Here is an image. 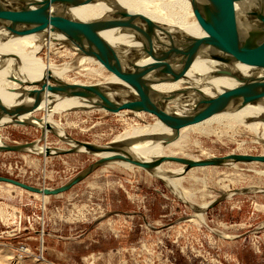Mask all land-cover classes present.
Here are the masks:
<instances>
[{
    "label": "rangeland",
    "instance_id": "rangeland-1",
    "mask_svg": "<svg viewBox=\"0 0 264 264\" xmlns=\"http://www.w3.org/2000/svg\"><path fill=\"white\" fill-rule=\"evenodd\" d=\"M69 60L64 55L55 58L57 64ZM70 78L84 81L74 73ZM140 114L137 119L73 110L55 114L53 120L69 137L102 145L131 125L153 122L152 115ZM213 126L215 132L207 135L193 132L189 124L169 151L194 161L262 154L263 145L251 135L230 138L232 133L221 134L228 129ZM41 135L42 130L32 126L0 127V139L7 145L33 144ZM44 145L69 148L51 132L38 143ZM96 160L82 152L46 158L0 152V176L56 188ZM125 165L101 166L56 196L0 183V264H264L263 163L193 168L178 177L177 189L151 172ZM182 167L169 162L160 170L178 173ZM217 199L212 208H204Z\"/></svg>",
    "mask_w": 264,
    "mask_h": 264
},
{
    "label": "bare ground",
    "instance_id": "bare-ground-1",
    "mask_svg": "<svg viewBox=\"0 0 264 264\" xmlns=\"http://www.w3.org/2000/svg\"><path fill=\"white\" fill-rule=\"evenodd\" d=\"M2 1L7 6H13L20 1L23 2V0ZM220 2L227 12H250L248 0H220ZM25 5L31 10L36 8V6L29 3H25ZM116 7H120L135 16L141 22L148 37L181 39L183 36H190L199 39H211V36L203 32L199 27L189 0H81L77 5L57 14L70 21L90 23L100 19L105 14L113 12ZM51 12L50 9L49 13ZM125 28V26H115L99 32V38L113 52L115 57L151 69L166 70L168 68V59L159 53H141V44L137 37L131 33H125ZM60 49H62V52L59 51ZM42 51H45L44 57L39 56ZM60 53L63 54L61 55ZM63 55L70 57V60L57 64L55 58ZM223 71H228L232 75L236 74L245 78L255 79L263 74L264 69L261 65L247 61L222 62L214 59L188 58L183 62L178 76L172 82L154 85L153 89L165 95L169 100L185 93H194L195 91H199L207 97L221 99L226 91L241 85L233 76L216 75L217 72ZM71 73L83 78L84 81L71 79ZM47 76H52L56 82L71 85L121 87L127 95L118 96L112 94L109 96V100L113 104L132 98H144L141 92L125 84L97 60L82 54L67 37L60 33L51 32L49 29L41 30L38 26H34L27 33L7 37L6 32L0 28V104L7 110L18 108L22 104V99L36 88L21 87L19 84L10 81L11 78L21 80L23 83H42L47 82ZM49 96H52L53 99H49ZM26 103L25 111L15 119L0 118V127L3 124L17 121L41 129L44 131L45 136L48 133L45 130V126L49 125L59 136L65 138L66 132L61 130L59 124L53 120L55 114L73 110H97L107 113L103 109L88 105L84 98L60 99L46 92L27 100ZM194 105V99L188 98L180 102H169L168 109L176 116H184L192 110ZM41 113H43V118L37 119ZM115 114L122 116L129 114L132 118L136 117L137 119L141 115L140 113L129 111L116 112ZM152 117V123L144 126L131 125L123 133L115 135L110 142L118 143L123 147V151L126 154L143 161H155L164 156H174V153L169 151V147L176 143L179 134L174 139L168 140L172 134L171 131L158 121L156 117ZM263 121L264 98L243 105L234 112L213 115L190 125L193 132L199 134L207 133L208 135V133L215 132L212 129L215 127L213 125H222L228 129V131L220 132L222 135H226L227 132L232 133L230 138L234 135L243 136L249 134L255 143L263 145V151L260 156H264ZM64 142L68 147L72 146L68 140ZM5 145L0 139V147ZM44 149L45 145L39 147L37 142H35L26 145L24 151L35 152L44 157ZM53 150L60 151L63 149ZM80 152L87 153L85 151ZM92 156L98 159L107 155L97 154ZM113 162L126 164L125 166L127 167L139 168L122 161H109L103 166ZM161 166L162 164L156 167L151 172V175L164 181L171 189H175L177 180L180 179L178 177L182 175L183 167L180 172L173 173L160 170ZM228 166L233 168L236 167V164ZM229 195L231 196L233 193ZM209 204L205 205L204 208L208 207Z\"/></svg>",
    "mask_w": 264,
    "mask_h": 264
},
{
    "label": "water",
    "instance_id": "water-1",
    "mask_svg": "<svg viewBox=\"0 0 264 264\" xmlns=\"http://www.w3.org/2000/svg\"><path fill=\"white\" fill-rule=\"evenodd\" d=\"M80 1L23 0V2L20 1L13 6H7L0 0V28L6 32L7 37L27 33L34 26H38L41 30L49 29L51 32L60 33L67 37L82 54L97 60L125 84L141 92L144 98H132L113 104L109 100V96L112 94L118 96L127 95L121 87L71 85L56 82L52 76H47V82L42 83H23L21 80L11 78L10 81L19 84L21 87L36 88L22 99V104L18 108L7 110L0 104V118L15 119L25 111L27 100L46 92L60 99L84 98L88 105L103 109L108 113L129 111L152 115L171 131L172 134L168 138V140H171L178 136L182 128L191 123L213 115L234 112L243 105L264 98V72L259 78L255 79L245 78L236 74L232 75L228 71L217 72L216 75L233 76L241 83L240 86L226 91L221 99L207 97L201 92L195 91V94L189 92L169 100L165 95L153 89L154 85L172 82L178 76L183 62L188 58L214 59L222 62L247 61L261 65L264 69V0H248L249 13L227 12L220 0H189L199 27L203 32L209 34L211 39H199L190 36H183L181 39L148 37L141 22L120 7H116L113 12L105 14L100 19L90 23L70 21L57 14L77 5ZM25 3L34 5L36 8L31 10ZM50 9L51 13H49ZM115 26H125V33H131L137 37L141 44V53H159L167 58L168 68L166 70L151 69L115 57L113 52L99 38L100 31ZM48 98L53 99L52 96ZM188 98H193L195 105L186 115L176 116L169 111V102H180ZM8 125L28 126L17 121L4 124V126ZM45 130L53 133L63 142L68 140L72 146L60 151H54L52 148L45 146L44 158L68 155L80 151H85L92 155L103 154L107 156L98 158L74 178L56 188H39L3 176H0V183L41 195L42 197H48L69 191L94 170L109 161H122L148 172H152L163 163L174 162L183 166L182 175L193 168L220 167L237 163L264 164V156L245 154H228L222 157L212 156L200 161H192L175 156H164L155 161H143L126 154L123 151V147L116 142L109 141L102 145H95L75 140L68 135L63 138L49 125L45 126ZM42 139H44V131H42L40 139L36 140L37 144ZM27 144H6L0 147V152H28L24 151ZM218 202L219 199L214 200L207 208H212Z\"/></svg>",
    "mask_w": 264,
    "mask_h": 264
}]
</instances>
